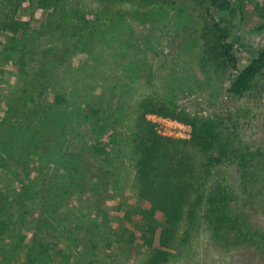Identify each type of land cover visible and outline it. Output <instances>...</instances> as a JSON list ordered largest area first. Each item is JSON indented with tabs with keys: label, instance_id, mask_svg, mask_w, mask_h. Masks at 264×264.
<instances>
[{
	"label": "trees",
	"instance_id": "1",
	"mask_svg": "<svg viewBox=\"0 0 264 264\" xmlns=\"http://www.w3.org/2000/svg\"><path fill=\"white\" fill-rule=\"evenodd\" d=\"M76 1L0 0V47L7 41L6 57H0V93L7 91L0 108V173L12 183L0 181V264H112L98 256L103 248L111 257L113 234L94 211L102 210L118 181L112 170L119 143L110 128L116 122L108 121L106 105L91 94L89 83L99 82L101 69L106 77L118 70L102 50L130 41L120 34L126 16L117 0H98L92 13ZM201 1L220 14L211 15L203 35V61L217 72L235 71L227 93L240 96L264 74V48L239 68L238 38L232 35L234 16L241 13L238 0ZM25 2L42 12L36 28L17 16ZM261 10L253 34L264 32ZM2 33H9L4 40ZM80 54L91 68L71 66ZM5 73L8 82L1 81ZM122 74L130 81L136 71L125 67ZM141 109L129 126L126 147L144 206L122 218L135 216L141 223L146 264L170 261L168 247L184 217L181 247L205 230L216 251L235 253L240 264H264L263 153L233 146L214 115L177 107ZM148 112L190 125V138L158 135L145 118ZM192 153L202 158L199 176Z\"/></svg>",
	"mask_w": 264,
	"mask_h": 264
},
{
	"label": "rangeland",
	"instance_id": "2",
	"mask_svg": "<svg viewBox=\"0 0 264 264\" xmlns=\"http://www.w3.org/2000/svg\"><path fill=\"white\" fill-rule=\"evenodd\" d=\"M76 2L87 13H92L98 7V0ZM238 4L241 13L234 16L232 35L238 38L234 54L238 67L242 68L258 50L264 48V32H250L260 22L264 0H238ZM116 7L126 16L125 28L120 30V34L127 37L130 46L118 40L112 43V51L111 47L102 50L105 56L110 53L116 68L119 66L118 70L116 73L107 71L106 77L105 69H101L99 82L89 83L91 94L105 103L107 116H113L108 117V121L116 122V127L111 125L110 128L115 131L113 137L119 143L116 156H113L115 168L112 170L118 181L107 191L109 198L101 205L102 210L94 211L101 225L112 231L111 257L106 258L103 248L98 251V256L107 263L112 261V264H146L149 250L140 242L141 223L137 222L135 216L129 220L122 218L144 206L137 197L140 186L135 176V162L130 160V150L126 147L131 122L141 112L142 105L169 110L177 107L189 113L214 115L223 132L231 136L233 146L241 144L251 150L258 149L264 156V74L258 76L244 94L231 96L227 93L236 72L215 71L203 61L201 53L203 35L210 27L211 15H220L208 7V3L201 0H117ZM222 15L227 16L228 12ZM17 16L19 20L29 22L33 28L42 21V12L27 2L21 4ZM7 34L2 33L1 39L4 40ZM6 43V40L3 41L0 47L2 61L6 57L4 53H7L4 50ZM70 62L75 68L84 65L91 68L85 55H76ZM125 67L136 71L135 78L128 81L123 76L122 69ZM2 78V82H8L10 77L5 73ZM3 91L0 93V108L3 105L2 97L7 92ZM153 114L163 116L146 113L145 118L150 124L148 116ZM152 126L157 133L155 126ZM192 154L198 169L196 176H199L202 158L196 153ZM0 181L3 186L12 184L11 176L4 173H0ZM30 206L28 221L34 211L33 205ZM186 226L187 219L184 217L172 246L168 247L172 258L166 264H240L235 253L216 251L210 240L211 234L205 230L191 238L186 247H181L180 240ZM24 229L28 231L29 225H25Z\"/></svg>",
	"mask_w": 264,
	"mask_h": 264
},
{
	"label": "built area",
	"instance_id": "3",
	"mask_svg": "<svg viewBox=\"0 0 264 264\" xmlns=\"http://www.w3.org/2000/svg\"><path fill=\"white\" fill-rule=\"evenodd\" d=\"M148 120L155 126L157 133L162 137L184 140L190 137L189 125L163 116L150 115Z\"/></svg>",
	"mask_w": 264,
	"mask_h": 264
}]
</instances>
